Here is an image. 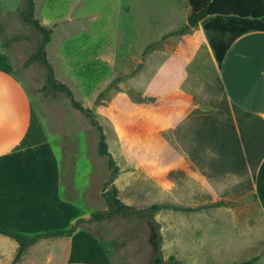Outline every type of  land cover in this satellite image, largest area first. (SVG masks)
I'll return each mask as SVG.
<instances>
[{
	"label": "crops",
	"instance_id": "0c3cea01",
	"mask_svg": "<svg viewBox=\"0 0 264 264\" xmlns=\"http://www.w3.org/2000/svg\"><path fill=\"white\" fill-rule=\"evenodd\" d=\"M168 40L165 44L176 50L161 57L162 73L158 74L159 68L153 73L163 92L176 91L185 98L169 108L162 119L167 131L162 144L157 145L162 160L147 159L144 166L119 173L115 180L119 197L130 205L163 198L184 205L231 202L188 215L174 214L182 221L177 227L168 225L172 238L165 250L168 255L177 250L188 264H228L247 259L264 247V157L254 172L248 168L246 174L239 175L226 164L217 163L213 153L210 181L189 157L178 135L182 130L184 141L194 140L193 132L187 131L193 121L191 113L217 88H222L229 104L264 118V31L246 32L235 39L220 69L201 24ZM139 91L152 94V90ZM60 173L42 125L33 117L29 94L11 70L9 56L0 53V227L28 234L65 229L99 210L101 190L92 195L89 186L81 183L74 195V184L63 183ZM241 179L246 185L241 183L242 190L234 194V184ZM132 185L144 192L128 199L125 192ZM157 215L163 221L171 216L166 212ZM85 223L70 235L39 238L25 248L15 264H119L101 239L83 227ZM10 244L0 234V264L12 259L17 244ZM257 264H264V254Z\"/></svg>",
	"mask_w": 264,
	"mask_h": 264
},
{
	"label": "rangeland",
	"instance_id": "374dc122",
	"mask_svg": "<svg viewBox=\"0 0 264 264\" xmlns=\"http://www.w3.org/2000/svg\"><path fill=\"white\" fill-rule=\"evenodd\" d=\"M23 6V0H0V53L9 56L11 70L29 94L33 117L41 123L47 143L55 152L63 183L74 184V195L81 183L88 185L95 195L109 175L106 157L97 152L99 131L71 104L65 93L43 91L42 65L32 62L24 66L35 51L40 34L23 20L20 14ZM34 6V17L51 29L46 56L54 78L66 84L74 99L89 109L102 125L108 150L119 168L131 171L144 166L147 159L162 160L157 149L167 133L162 119L185 96L176 91L163 92L153 72L162 64L163 55L176 50L175 46L165 44L169 40H159L185 24L190 9L188 1L34 0ZM156 42L154 48L144 53L147 45ZM162 69H158V74ZM112 81L116 87L107 88ZM128 88L140 94L139 89L152 90L151 95H142L153 97L154 101L135 103L124 92ZM228 108L229 103L218 91L203 109L214 111L224 119L231 112ZM209 157V153H202L201 162L205 163ZM241 183L246 185L245 179L234 184V194L242 190ZM142 192L139 186L132 185L125 196L131 199ZM98 199L99 210H105L100 194ZM166 213L171 216L164 221L154 215L160 222L159 227L139 214L114 215L100 222L85 223L83 227L101 239L113 261L150 264L153 246L159 245L163 257L167 258L165 246L172 238L167 227L169 224L180 226L182 221L175 218L176 213ZM2 238L6 243L16 244L7 236ZM170 255L188 264L177 250Z\"/></svg>",
	"mask_w": 264,
	"mask_h": 264
},
{
	"label": "trees",
	"instance_id": "16d2710c",
	"mask_svg": "<svg viewBox=\"0 0 264 264\" xmlns=\"http://www.w3.org/2000/svg\"><path fill=\"white\" fill-rule=\"evenodd\" d=\"M190 6L184 25L164 34L159 42L169 38H175L189 33L192 29L201 24L208 45L214 56L218 69L221 67L223 58L235 39L246 32L264 31V0H187ZM24 6L20 9L23 20L31 25L40 34V40L35 51L25 60L24 66L32 62H38L45 70V85L43 91H61L67 95L71 104L89 118L90 123L99 131L97 152L106 157L109 170L107 179L102 184L100 198L106 205L105 210L93 212L89 219H77L65 229L45 230L39 233H22L11 229L0 227V234L13 239L17 247L8 264H15L27 246L36 242L39 238L70 235L84 222H100L114 215L139 214L152 220L155 227L160 222L154 219V215L166 211L179 214H192L211 210L213 208L231 205L225 200L211 201L196 205H184L170 200L155 201L146 205L136 206L124 203L119 197V190L115 180L121 170L115 162V158L108 150L106 136L102 125L92 116L91 111L84 108L73 97L69 87L54 78V71L46 56V46L50 41L51 29L42 25L34 17V0H23ZM158 42L147 45L144 53L154 48ZM116 87L112 81L107 88ZM222 92L217 88L211 96L205 100L200 107L191 113L192 123L188 126V132H193L194 140L184 141V135L180 130L178 140L193 162L199 167L202 174L210 181H213V153L217 155L215 161L226 164L231 172L242 175L250 168L255 171L257 165L264 157V118L251 112L244 111L236 105H230L231 112L224 119L217 117V113L210 114L203 108L213 101L216 92ZM131 101L135 103H151L153 97L143 96L132 88L124 91ZM99 98L102 92L99 93ZM227 100V99H226ZM228 102V101H227ZM233 115V117L231 116ZM235 120V122H234ZM192 138V137H191ZM207 152L210 157L201 162V154ZM128 170V169H127ZM264 254V247L261 251L247 259L228 264H257ZM170 260L175 259L169 255Z\"/></svg>",
	"mask_w": 264,
	"mask_h": 264
},
{
	"label": "flooded vegetation",
	"instance_id": "af4514ba",
	"mask_svg": "<svg viewBox=\"0 0 264 264\" xmlns=\"http://www.w3.org/2000/svg\"><path fill=\"white\" fill-rule=\"evenodd\" d=\"M157 233H158V231H157ZM152 258H153V260H163V262H164L165 264H175L176 261H178V260L181 261V264H184V262H183L181 259H179V258H175V259H173V260H170V259H169V255H168L167 258L165 259V258L163 257V255H162L161 251H160V246H159V245L157 246V248H155L154 253H153V257H152Z\"/></svg>",
	"mask_w": 264,
	"mask_h": 264
},
{
	"label": "water",
	"instance_id": "95a60500",
	"mask_svg": "<svg viewBox=\"0 0 264 264\" xmlns=\"http://www.w3.org/2000/svg\"><path fill=\"white\" fill-rule=\"evenodd\" d=\"M157 238L160 239L159 234H158ZM150 264H165V263L163 262V260H152ZM175 264H181V261L178 260V261H176Z\"/></svg>",
	"mask_w": 264,
	"mask_h": 264
}]
</instances>
